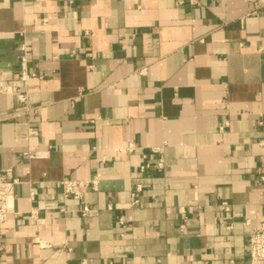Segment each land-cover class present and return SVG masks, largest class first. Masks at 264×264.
<instances>
[{
  "label": "crops",
  "instance_id": "crops-1",
  "mask_svg": "<svg viewBox=\"0 0 264 264\" xmlns=\"http://www.w3.org/2000/svg\"><path fill=\"white\" fill-rule=\"evenodd\" d=\"M1 167L21 183L0 264H249L264 0H0Z\"/></svg>",
  "mask_w": 264,
  "mask_h": 264
},
{
  "label": "built area",
  "instance_id": "built-area-1",
  "mask_svg": "<svg viewBox=\"0 0 264 264\" xmlns=\"http://www.w3.org/2000/svg\"><path fill=\"white\" fill-rule=\"evenodd\" d=\"M69 3H73L74 0H67ZM193 2L194 0H190ZM85 33H88L86 31ZM22 55H21V65L22 70L19 72V77L27 81L29 78L34 77V73L27 72V63H28V50L29 44L25 42L22 45ZM18 95V100L20 105L23 107L28 103V94L24 91H16ZM129 150L135 149L133 143H130L128 146ZM29 157H46L49 155L48 151H33L27 153ZM149 163H146L142 168L150 167ZM154 166L162 168L164 166L163 161H159ZM261 179L264 180V175L261 176ZM98 182L97 178L95 179H70L63 178L60 180V185L62 187L64 197H73L76 199H81L83 197L86 189L93 185L95 186ZM21 183L20 178L14 173L12 167H1L0 168V225L6 223L11 216L19 215V212L16 210V198H17V187ZM140 190V185H138L137 190ZM136 191L133 195V203L137 204L139 199L137 197ZM222 208L226 211L230 209V205L227 201L222 203ZM89 208L85 206L83 208V213H87ZM31 216L36 217L37 212L35 209L31 211ZM248 263L249 264H264V212L261 217L260 224L255 227L249 236L248 243Z\"/></svg>",
  "mask_w": 264,
  "mask_h": 264
}]
</instances>
